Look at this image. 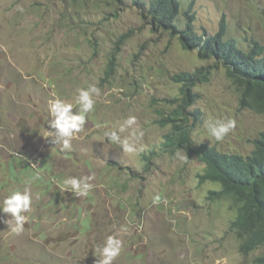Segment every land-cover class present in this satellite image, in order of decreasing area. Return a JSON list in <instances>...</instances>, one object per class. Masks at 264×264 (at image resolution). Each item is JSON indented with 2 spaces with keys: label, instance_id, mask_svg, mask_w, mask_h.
<instances>
[{
  "label": "rangeland",
  "instance_id": "obj_1",
  "mask_svg": "<svg viewBox=\"0 0 264 264\" xmlns=\"http://www.w3.org/2000/svg\"><path fill=\"white\" fill-rule=\"evenodd\" d=\"M181 2L197 33L223 20L227 38L264 46V0ZM148 21L134 0H0V202L25 186L32 193L19 234L0 213V264H96L108 236L123 242L112 264H257L264 246L238 251L229 230L235 200L207 198L220 186L199 183L205 165L196 149L248 153L264 111L241 107L223 66ZM182 71L196 74L188 85L195 100L177 116L182 84L174 76ZM92 84L101 94L71 149L51 144L50 102L78 112L76 90ZM129 116L144 132L135 154L103 135ZM209 117L236 127L217 142L204 128ZM72 177L88 178L87 196L62 187Z\"/></svg>",
  "mask_w": 264,
  "mask_h": 264
},
{
  "label": "trees",
  "instance_id": "obj_2",
  "mask_svg": "<svg viewBox=\"0 0 264 264\" xmlns=\"http://www.w3.org/2000/svg\"><path fill=\"white\" fill-rule=\"evenodd\" d=\"M145 8L149 24L177 38L183 48L194 49L200 58H211L214 67L221 65L238 92L241 107L264 111V46L248 40L245 46L226 37L223 20L213 33H197L193 15L183 9L181 0H134ZM196 74L180 72L174 80L182 84L179 116L185 106L195 100L189 84ZM176 118L169 117L170 121ZM175 132V131H174ZM172 132L165 134L163 145H172ZM248 153L219 151L200 143L196 149L198 159L204 163L199 183L212 181L220 189L208 191L207 198L233 196L236 214L230 220L229 230L239 240L238 251L246 254L264 246V131L252 140ZM253 261L264 264V252Z\"/></svg>",
  "mask_w": 264,
  "mask_h": 264
},
{
  "label": "clouds",
  "instance_id": "obj_3",
  "mask_svg": "<svg viewBox=\"0 0 264 264\" xmlns=\"http://www.w3.org/2000/svg\"><path fill=\"white\" fill-rule=\"evenodd\" d=\"M19 10L23 11L22 8ZM100 94V89L95 84L87 88H78L74 96L75 104L79 106L78 112L73 111V103H66L60 99L51 101L49 104L50 119L47 120L49 128L52 129V131H47L48 137H52L49 142L51 144L61 143L63 149H71V139L74 134L81 132L86 123L87 114L94 110V97H99ZM136 124V117L129 116L122 122H118L115 130L105 131L104 138L117 145L124 153L135 154L142 150L136 148V143L144 136L143 130L133 127ZM235 127L234 119L209 117L204 122L207 136L214 138L217 142H222ZM125 132H128V135L122 137L121 134ZM35 179H39V176ZM87 179L67 178L63 180L62 187L65 190L70 189L77 196H87L91 188V185L86 182ZM161 200V196L156 195L152 202L159 204ZM163 202L167 203L166 200ZM31 204L32 193L29 186H25L22 191H11L3 198L0 203V213L8 214L13 219L14 226L11 227L13 233L19 234L24 230L26 217L22 213L30 211ZM122 247V240L115 236H108L103 245H97L96 251L100 253L102 259L96 261V264H112V261L120 255Z\"/></svg>",
  "mask_w": 264,
  "mask_h": 264
},
{
  "label": "crops",
  "instance_id": "obj_4",
  "mask_svg": "<svg viewBox=\"0 0 264 264\" xmlns=\"http://www.w3.org/2000/svg\"><path fill=\"white\" fill-rule=\"evenodd\" d=\"M16 182V181H15ZM16 184H18V181L16 182ZM18 185H20V184H18ZM1 203V202H0ZM7 215V214H6ZM5 214H4V216H6Z\"/></svg>",
  "mask_w": 264,
  "mask_h": 264
}]
</instances>
